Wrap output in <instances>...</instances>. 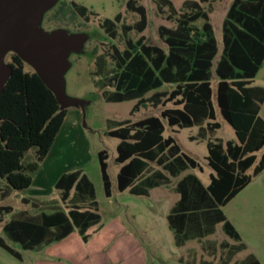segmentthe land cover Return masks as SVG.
Segmentation results:
<instances>
[{
  "label": "trees",
  "instance_id": "obj_1",
  "mask_svg": "<svg viewBox=\"0 0 264 264\" xmlns=\"http://www.w3.org/2000/svg\"><path fill=\"white\" fill-rule=\"evenodd\" d=\"M164 1L173 9L170 1ZM208 2H186L187 11L180 15L176 27L160 28L166 50L146 45L141 37L127 46L122 57L114 58L118 70L109 79L115 91L107 94L108 103L136 101L132 114L149 103L154 107L173 105L165 108L159 117L125 121L107 132V136L120 141L115 161L121 166L117 176V188L121 193L129 189L131 194L145 195L148 189L169 185V178L161 171H153L146 179V189L134 187L150 170L151 163L173 177L190 168L201 170L199 163L183 153L173 137L164 136V121L170 128L197 127L201 139L208 134L214 135L221 128L216 122L212 100V71L219 45L209 13L202 6ZM132 10L140 15L135 29L142 33L147 26L146 10L137 5ZM200 20H203L201 26L198 25ZM222 31L223 48L214 70L218 78L217 105L224 120L235 131L238 143H224L218 139L207 142V161L214 171L207 191L193 176L185 177L178 184L182 196L178 209L183 212L188 205L204 204L206 213H212L207 220L214 226L225 220L215 214L217 208L227 206L264 171V120L260 116L264 88L252 86L264 65V0H234ZM8 65L12 72L0 94V179L13 190L25 191L31 188L34 175L51 152L68 109L61 108L54 93L35 71H26V63L20 56L16 54ZM166 85L173 88L160 92ZM149 93L152 95L147 98ZM31 150L35 151L36 161L23 163ZM259 152H262L260 159ZM98 159L104 193L110 199L113 184L108 172V152L100 151ZM54 187L61 192L60 199L68 212L55 205L48 208L51 213L43 212L47 209L42 208L40 202L26 198L24 203H32L42 212L38 215L28 211L13 213L12 207L0 206V215H12L4 226L5 234L23 250L60 242L75 230L86 241L87 231L101 222L94 185L82 171L62 175ZM9 194V190L5 191L2 199ZM193 219L187 218L185 213L170 216L171 225L176 223L177 231ZM224 230L238 238L228 222ZM0 248L22 260V255L2 238Z\"/></svg>",
  "mask_w": 264,
  "mask_h": 264
},
{
  "label": "rangeland",
  "instance_id": "obj_2",
  "mask_svg": "<svg viewBox=\"0 0 264 264\" xmlns=\"http://www.w3.org/2000/svg\"><path fill=\"white\" fill-rule=\"evenodd\" d=\"M79 1L86 5L90 12L87 20H80L90 39L84 43L80 53L71 52L69 56L70 67L64 76V94L67 98L81 100L84 104L68 105L65 127L61 129L42 167L34 175V183L30 189L13 190L5 180L0 179V206H10L17 212L28 210L32 214L38 213L40 209L24 203L23 199H59V193L54 187L56 179L63 174L79 170L86 174L94 185L101 222L87 231L86 235L89 238L86 241L79 231L75 230L70 238L63 240L64 242L41 246L35 251H24L4 232V226L11 220L12 215L2 214L0 238L19 252L23 259L17 260L0 248V264H132L127 254L121 253L126 251L123 243H127L115 233L116 219L125 228L126 235L133 237L134 243L131 247L136 246L141 250L143 264H222L231 259L232 264H264V171L253 178L251 184L227 206L217 208L215 214L223 216L225 220L216 223L215 226L207 220L212 213H206L204 204L196 202L195 207L188 205L183 212L178 209L182 196L177 181L181 177L176 179L177 177L162 171V174L169 178L170 184L166 187L164 185L148 189L145 195H134L130 190L121 193L117 188L120 165L116 163L115 158L119 140L107 136V132L118 128L125 121L136 122L150 116L159 117L165 108H172L173 105L169 103L166 107L162 105L154 107L149 103L132 114L136 101L122 103L106 101L107 94L115 91L109 82L118 70L114 58H120L125 53L127 36L120 30L117 38L113 39L104 31L102 24L107 19L113 22L116 14H121L127 25L134 26V30L129 34L133 43L143 37L146 45L166 50L167 46L160 37V28L163 26L175 28L180 15L187 11L185 3L195 0H168L172 3L173 9L164 0H134L135 5L144 7L147 14V26L142 33L135 29L140 15L136 12L128 13L125 9L128 0ZM233 1L209 0L208 3L202 4L209 13L214 35L220 47L223 22ZM202 24L203 20H200L198 25ZM11 53L15 52L10 51L5 56L4 64L10 62ZM217 62L218 57L214 64ZM25 69L28 72L35 71L28 64ZM212 74V100L216 110V122L221 124V128L214 135H209L208 139L238 142L235 131L220 113L217 105L218 78L214 71ZM252 86L264 88V65ZM172 88L166 85L159 91L169 92ZM151 95L152 93H149L146 97L149 98ZM260 116L264 120V104L261 106ZM164 122L167 126L166 135L172 136L181 151L199 163L201 170L190 168V172L207 191L210 175L214 173L207 161L206 144L209 140L191 141L190 137L195 138L198 135L196 127L173 129L166 121ZM102 150H106L109 155L108 172L113 184L111 199L104 193L98 159V153ZM261 155L262 152L257 153L258 159ZM35 161L34 150L26 153L23 158L25 164ZM154 168H158L157 164L151 163L150 170L134 187L146 189V179L153 174ZM252 172L253 168L248 173ZM7 190L9 196L2 199L3 193ZM208 196L212 203L213 199L209 193ZM182 213H185L187 218L194 219L192 223L187 222L183 229L177 231L176 223L174 226L171 225L170 216ZM227 222L238 234L237 239L225 232L224 224ZM224 241L229 247H219ZM139 257L138 253L134 264L139 262Z\"/></svg>",
  "mask_w": 264,
  "mask_h": 264
},
{
  "label": "water",
  "instance_id": "obj_3",
  "mask_svg": "<svg viewBox=\"0 0 264 264\" xmlns=\"http://www.w3.org/2000/svg\"><path fill=\"white\" fill-rule=\"evenodd\" d=\"M57 0H0V94L11 75L5 56L15 52L39 75L54 93L62 109L81 100L64 94V76L70 67L71 52L80 53L85 35H69L65 30L47 32L41 24L44 14Z\"/></svg>",
  "mask_w": 264,
  "mask_h": 264
},
{
  "label": "flooded vegetation",
  "instance_id": "obj_4",
  "mask_svg": "<svg viewBox=\"0 0 264 264\" xmlns=\"http://www.w3.org/2000/svg\"><path fill=\"white\" fill-rule=\"evenodd\" d=\"M125 6L128 13L133 12L134 0H128ZM89 13L87 6L79 0H57L56 4L44 14L41 27L47 32L65 30L69 35H85L88 41L90 36L84 31V24L80 20H87ZM102 27L113 39L117 38L121 30L123 35L127 36L126 46L133 42L129 34L134 30V26L127 25L121 14H116L113 22L109 19L105 20ZM15 55L11 53L10 58H15Z\"/></svg>",
  "mask_w": 264,
  "mask_h": 264
},
{
  "label": "crops",
  "instance_id": "obj_5",
  "mask_svg": "<svg viewBox=\"0 0 264 264\" xmlns=\"http://www.w3.org/2000/svg\"><path fill=\"white\" fill-rule=\"evenodd\" d=\"M222 38H223V31H222ZM217 39V38H216ZM218 41V40H217ZM218 45H219V54H218V60H219V58H220V55H221V52H222V48H223V43H222V46L220 47V43H219V41H218ZM216 57V58H217ZM216 60V59H215ZM217 64V63H216ZM216 66V65H215ZM215 66H214V68H213V71L215 70ZM212 71V72H213ZM215 72V71H214ZM217 84H218V82H217ZM67 118V117H66ZM66 120V119H65ZM140 121V120H139ZM65 122V121H64ZM137 122V121H136ZM208 122H211V121H207V123ZM65 124H66V122L63 124V126H62V128H64L65 127ZM221 125V124H220ZM61 128V129H62ZM175 128H177V127H175ZM195 128V127H194ZM197 128V127H196ZM174 129V128H173ZM179 129V128H178ZM192 129V128H191ZM198 129V135L197 136H195V138H193V137H190V140L191 141H196V140H199V139H201L200 137H199V128H197ZM61 132V131H60ZM166 132H167V126H166V131H165V134H164V136L167 138V137H169V135H166ZM217 132V131H216ZM215 132V133H216ZM210 134H208L207 135V137L204 139V140H206V139H208V136H209ZM172 137V136H171ZM58 138V137H57ZM212 138H209L208 140H211ZM57 140V139H56ZM217 140V139H216ZM56 142V141H55ZM120 142V141H119ZM232 142H235V143H238V142H236V141H233L232 140ZM224 143H226V142H224ZM55 144V143H54ZM54 146V145H53ZM206 147H207V144H206ZM53 148V147H52ZM52 150V149H51ZM108 159H109V155H108ZM116 159V158H115ZM107 162H108V160H107ZM120 168H121V166H120ZM192 170H197V169H192ZM119 171H120V169H119ZM153 171H164V172H166V174L167 173H169L168 171H166V170H164L163 168H161V167H158V168H154L153 170H152V172ZM187 172V174H184V173H186ZM119 173V172H118ZM64 175V174H63ZM183 175V176H182ZM211 175H214V173H211ZM210 175V176H211ZM62 176V175H61ZM61 176H59L58 177V179L61 177ZM117 176H118V174H117ZM188 176H193V177H195V175L194 174H192V172H190V169H187L186 171H184V172H182L180 175H178V176H176L177 178L176 179H178V178H180L178 181H177V183H180L185 177H188ZM197 178V177H196ZM58 179H56V182L58 181ZM55 182V183H56ZM34 183V182H33ZM55 183H54V185H55ZM210 184V183H209ZM32 187V186H31ZM164 187H166V186H164ZM129 190V189H128ZM127 190V191H128ZM56 191H58V193H59V196L61 195V192L59 191V190H57L56 189ZM126 192V191H125ZM72 194H73V192H72ZM112 197H113V194H112ZM111 199V198H110ZM33 200H36V201H38V202H40L41 203V207L42 208H51L52 206H59V207H62L63 209H64V211H66V212H68L69 211V209H67V206L64 204V203H62V201H61V199H60V197H59V199H57V200H38V199H33ZM178 202V201H177ZM29 205H32V203L31 204H29ZM33 206V205H32ZM38 210L40 209V207L39 208H37ZM13 213H16L17 211H15L14 210V208H13ZM22 211H28V210H22ZM18 212H21V211H18ZM29 212V211H28ZM42 211H39L38 213H35V214H32V213H30V214H32V215H38L39 213H41ZM43 212H47V213H51L52 211L51 210H49V211H47V210H44ZM114 223H115V229L117 230L115 233L117 234V236H119V238L120 239H122L123 241H125L127 244H125V243H123L124 244V246H125V250L126 251H123V252H121V253H125V254H127V256L129 257L128 258V260H129V262H132V264H134L135 262H136V258H137V256H138V253H139V255H140V257H139V262L137 263V264H143V256H142V254H141V250L139 249V247H136V246H133V247H131V245H132V243H134V241H133V237H131L130 235H126V231H125V228L123 227V226H121L120 225V223H119V221L116 219V221H114ZM114 223H113V225H114ZM75 232V231H74ZM74 232L72 233V234H70L68 237H66L65 239H63L64 241H66L68 238H70L73 234H74ZM213 233V232H212ZM212 233H210V234H212ZM118 238V239H119ZM119 239V240H120ZM62 240V241H63ZM63 241V242H64ZM61 242V241H60ZM52 245V244H51ZM120 245V244H119ZM219 247H229L228 246V244H227V242L226 241H224V242H222L220 245H219ZM40 247H38V248H36V249H34V250H24V251H35V250H38ZM117 249H118V252H119V246H117ZM22 259H23V257H22ZM192 261V260H191ZM206 264H208V263H206ZM222 264H232V259H231V261H229V262H227V263H222Z\"/></svg>",
  "mask_w": 264,
  "mask_h": 264
}]
</instances>
